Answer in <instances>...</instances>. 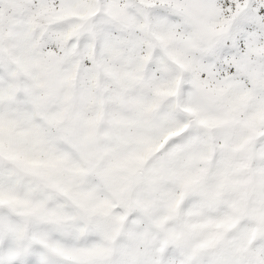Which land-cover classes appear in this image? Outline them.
I'll list each match as a JSON object with an SVG mask.
<instances>
[{
  "label": "snow or ice",
  "instance_id": "6c2138e0",
  "mask_svg": "<svg viewBox=\"0 0 264 264\" xmlns=\"http://www.w3.org/2000/svg\"><path fill=\"white\" fill-rule=\"evenodd\" d=\"M0 264H264V0H0Z\"/></svg>",
  "mask_w": 264,
  "mask_h": 264
}]
</instances>
